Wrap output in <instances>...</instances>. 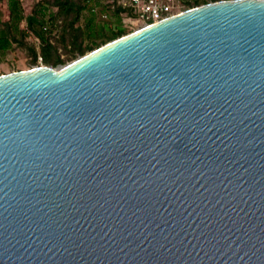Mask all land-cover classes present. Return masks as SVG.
Wrapping results in <instances>:
<instances>
[{"label": "water", "instance_id": "obj_1", "mask_svg": "<svg viewBox=\"0 0 264 264\" xmlns=\"http://www.w3.org/2000/svg\"><path fill=\"white\" fill-rule=\"evenodd\" d=\"M0 264H264V0L1 73Z\"/></svg>", "mask_w": 264, "mask_h": 264}, {"label": "trees", "instance_id": "obj_2", "mask_svg": "<svg viewBox=\"0 0 264 264\" xmlns=\"http://www.w3.org/2000/svg\"><path fill=\"white\" fill-rule=\"evenodd\" d=\"M214 0H185V6H196ZM82 0H40L33 7L30 14L25 15L20 0H7L8 18L3 19L0 14V52L11 50L15 47L25 46L31 56L30 64L35 65L38 60L37 51L28 46L26 33L21 28V22L25 21L28 29L32 30L40 39V57L45 65L56 66L63 64L64 59L57 52V43H52L48 33L55 28L58 37L64 47L70 45L69 58L82 55L103 43L126 34L127 31L115 24L108 27L106 23L96 24L93 19H87L84 28L76 25L84 10ZM49 7H55L51 11ZM48 11V13H46ZM108 11H112L118 23L122 14L135 17L131 8L123 6L119 0L108 3Z\"/></svg>", "mask_w": 264, "mask_h": 264}, {"label": "rangeland", "instance_id": "obj_3", "mask_svg": "<svg viewBox=\"0 0 264 264\" xmlns=\"http://www.w3.org/2000/svg\"><path fill=\"white\" fill-rule=\"evenodd\" d=\"M20 1H21L25 15H27L31 13L35 4L40 0H20ZM202 1L203 0H200V2ZM82 2L84 3L85 8L82 11L80 20L76 24L82 28H84L87 19H93L94 23H96L97 25L100 23H106L108 27H112L115 24H118L120 25L121 28L126 29L127 33L143 26L142 22L124 13L121 15L122 18L120 20V23H118L116 16L113 14V12L108 11V3H111L112 0H82ZM182 4L184 5V9L191 7V6H185L186 5L185 0H182ZM92 7L97 8V13L92 12L90 10ZM49 9L53 11L55 10V7H49ZM100 12H106L107 16L101 17L99 14ZM46 13H48V11ZM0 14L3 19L8 18L7 0H0ZM21 28L24 29L26 33V41H27L28 46L34 47L35 50L37 51V55L40 56L39 54L40 43H38L36 40L32 38V34L26 29L25 21L21 22ZM48 33H51L52 35V36H49L51 42L55 44L57 43V48H58L57 52L60 55V57L65 60L64 63H67L79 56V55H76L74 58H69L68 50L70 49V45H67L66 47H64V45L61 42H58L56 40L57 38H54L53 36L54 34H55V37H58L57 30L55 28L50 30ZM30 59H31V56L29 55L28 49L25 46H20V47L14 46V48L11 50L0 52V74L7 73L10 71H14V70L26 69L31 66H34L29 63ZM40 64H44V63L42 61L41 63H39L37 60V63L35 65H40Z\"/></svg>", "mask_w": 264, "mask_h": 264}, {"label": "built area", "instance_id": "obj_4", "mask_svg": "<svg viewBox=\"0 0 264 264\" xmlns=\"http://www.w3.org/2000/svg\"><path fill=\"white\" fill-rule=\"evenodd\" d=\"M125 7H129L135 13V19L142 22L143 25L166 18L174 13L184 10L182 0H119ZM92 12L97 13V8L92 7ZM101 17H106V12L99 13ZM26 24V23H25ZM26 29L32 34V38L40 43L38 36L30 29ZM38 62L41 63V57L38 56Z\"/></svg>", "mask_w": 264, "mask_h": 264}]
</instances>
